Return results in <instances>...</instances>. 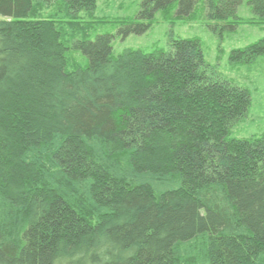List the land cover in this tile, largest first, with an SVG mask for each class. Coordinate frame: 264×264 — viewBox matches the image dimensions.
Returning a JSON list of instances; mask_svg holds the SVG:
<instances>
[{
  "label": "trees",
  "instance_id": "obj_1",
  "mask_svg": "<svg viewBox=\"0 0 264 264\" xmlns=\"http://www.w3.org/2000/svg\"><path fill=\"white\" fill-rule=\"evenodd\" d=\"M200 1L142 0L122 18L93 16L98 0H0V264H264L249 83L196 38L116 53L109 33ZM203 1L218 26L264 29V0ZM259 57L264 36L229 53Z\"/></svg>",
  "mask_w": 264,
  "mask_h": 264
},
{
  "label": "rangeland",
  "instance_id": "obj_2",
  "mask_svg": "<svg viewBox=\"0 0 264 264\" xmlns=\"http://www.w3.org/2000/svg\"><path fill=\"white\" fill-rule=\"evenodd\" d=\"M141 2L142 0H98V10L93 16L111 15L112 10L109 7L112 6L126 12L122 18L134 17L140 10ZM203 3L201 0L187 15L176 13L175 9L179 8L176 6L172 10L162 9L163 11L157 12L153 17L151 27L142 34L123 35L122 32H118L122 26L113 27L109 33L113 35V43L117 46L114 52L119 53L129 48L146 51L154 47H166L170 35L198 39L206 60L215 64L219 72L237 83H249L253 89L249 116L251 121L259 119L257 125L253 124L254 126L250 127V131L251 133L264 131V57L244 65L237 64L229 58L232 49L243 47L263 37L264 29L249 25H235L231 29L224 24L218 26L216 22L205 19ZM145 21L146 19L142 20ZM212 25H217L222 30L213 32L211 28L215 27H210ZM104 32L100 30L99 34Z\"/></svg>",
  "mask_w": 264,
  "mask_h": 264
}]
</instances>
